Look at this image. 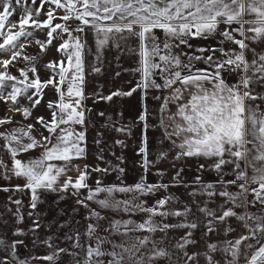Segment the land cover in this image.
I'll list each match as a JSON object with an SVG mask.
<instances>
[{"label": "snow or ice", "instance_id": "snow-or-ice-1", "mask_svg": "<svg viewBox=\"0 0 264 264\" xmlns=\"http://www.w3.org/2000/svg\"><path fill=\"white\" fill-rule=\"evenodd\" d=\"M45 3L65 11L60 19L78 20L92 30L97 61L110 42L117 49L123 42L129 53L139 57L138 67L132 70L139 73L134 87L105 95L103 85H97V91L91 94L96 104L113 102L116 97L124 100L139 93L141 111L137 123L141 134L136 154L141 157L144 172L135 184L124 182L125 168L120 166L124 163L123 156H116L109 148L119 163L105 159L103 132L97 131L93 143L97 147L96 160L106 167L86 162L89 149L85 111H92L84 105L88 98L84 91L86 41L72 35V32L84 33L85 28L77 25L70 30L64 24H53L55 17L51 9L46 12V21L34 19ZM0 4V101L22 120L34 121L0 132L3 141L0 147L10 157L5 160L0 156V179L24 181L14 188L0 186V191L27 192L30 195L27 215L32 218L27 232L19 227L13 229L12 236L16 239L8 240L0 234V264H28L27 258L18 255V246L27 248L20 237L29 235L33 247L43 243L53 249L42 258L33 257L50 264H57L60 254L71 257V264H264V92L257 91V88L264 89V0H41L35 9L28 6V0H0ZM31 4L35 5L36 0H31ZM17 8L21 10L19 20L11 21ZM29 27L48 29L46 42L36 40L41 51H46L53 39L65 33L69 36L56 49L62 58L44 65L51 73L44 80L35 66L37 58L24 54L21 38L33 37V32L27 31ZM131 39L136 40V48L127 47ZM5 56L7 58H3ZM21 59L28 63L19 67V76L13 75L10 66L18 67ZM201 64L204 67H198ZM92 71L102 74L101 67H93ZM119 75L117 72L116 76ZM232 75L236 80L229 83L227 77ZM46 89L58 97L45 103L49 110L47 117L37 114ZM151 90H170L169 95L152 97L161 101L157 109L163 129L160 143L169 144L168 149L158 152L155 160L149 159L148 130L154 127L147 104ZM170 104L176 105L175 112L169 110ZM97 115L105 117L106 114L100 111ZM118 115L123 117L124 113ZM12 123L10 117L0 119V126ZM101 127L114 129L125 137L132 135L131 124H121L111 116L106 117ZM114 146L128 147L123 139H116ZM37 148L41 149L37 157L22 158V154ZM173 149L176 150L173 167L176 161L202 158L211 161L207 170L215 172L217 179L208 182L197 175L189 184L182 176L184 168L180 167L170 183H148V171L155 168L158 161L166 159ZM75 161L83 162L82 166ZM205 168V163H198L196 171L200 173ZM69 172L76 175H68ZM112 173L119 183L105 184L104 177ZM94 174L99 175L93 186L89 181ZM155 174L160 180L166 175L160 170ZM227 176L232 178L225 179ZM170 187L184 188L191 198L183 204L182 210L169 207L180 202L174 193L148 205L149 197L161 191L168 193ZM82 190H87L86 194ZM44 193L56 195L58 199L54 203L76 197V204L89 209L86 219L95 223L87 225L84 233L87 244L82 242L78 230L64 236L66 241L72 242L67 248L56 247L51 237L39 240L37 232L44 213L37 210L38 205L44 203ZM116 194H123L124 198L117 199ZM220 198L216 207L210 206ZM8 201L17 206L15 212L8 209L15 223L22 224L23 201L12 196ZM88 202L102 210L128 216L141 213L146 218L143 222L109 219L104 229L108 235L101 236L97 234L99 221L106 218L91 209ZM256 205L260 206L259 213L248 211L250 206ZM60 214H63L62 209ZM170 217L183 219L174 224L165 222ZM230 218L239 221L248 234L241 233L235 239L220 243L208 242L212 233L227 236L236 231L228 223ZM0 223L6 226L8 221ZM201 228L203 252L197 247L199 241L195 236V231ZM174 229L186 231L171 244L166 237ZM113 233L119 242L109 239ZM157 233L163 234L159 240L154 238ZM252 240L259 246H254Z\"/></svg>", "mask_w": 264, "mask_h": 264}, {"label": "rangeland", "instance_id": "rangeland-1", "mask_svg": "<svg viewBox=\"0 0 264 264\" xmlns=\"http://www.w3.org/2000/svg\"><path fill=\"white\" fill-rule=\"evenodd\" d=\"M41 4V0H36V4L32 5L31 0H28V6L33 7V9L38 8ZM0 8H2V4H0ZM51 9L54 12L55 19L53 20V24H64L69 27V29L75 28L77 25H81L85 28L84 33H76L72 32L73 36H81L82 41H86L85 48L83 51V59H84V74H85V85L84 91L86 97H88L84 101V105L87 108H91L92 111H85V127L87 131V141H88V149H89V159L86 161L87 163L96 165L99 164L100 167H106L103 162L97 161L95 158V153L97 152V147L93 143L96 138L97 131L104 133L105 140V151L103 153L106 160L111 161L113 164H118L119 161L116 159V156H123L124 163L120 166L125 168V172L123 174L124 182L128 185L135 184L139 181L140 177L143 175V168L140 166L141 157L138 156L137 150L140 144V134L141 127L137 123V118L140 114V98L139 93H134L133 97L126 98L121 100L120 98H114L113 102H105L100 101L99 103H93L92 93L97 91V85H103V94L107 95L111 91H115L120 89L122 91H127L128 89L134 87L136 85L137 80L139 79V73H135L132 70L138 67V59L139 57L129 53L125 47L117 49L110 42L109 45L105 46L104 50L100 53L101 60H96L97 48L95 45L94 34L91 29L87 26L81 24L80 21L71 19L69 21H64L60 19V17L65 15V11L63 9H58L54 4L45 3L43 9L41 10L39 16L34 15V19L39 20L40 22H44L47 20L46 12ZM21 14V10L17 8L16 12L10 17L11 21H18ZM27 31L33 32V37H29L28 40H24L21 38V43L24 44V54L29 56H35L36 62L35 66L38 69V73L42 80L47 79L49 75H51L50 70L44 67L49 61H58L62 58V54L57 52V47L63 43L65 40L69 39L67 33L63 34L60 38L53 39L52 44L48 46L46 51H41L40 45L36 43V40L46 42L48 29H34L27 28ZM55 35V34H54ZM0 42H2V38H0ZM127 47L136 48L137 42L135 39H131L127 42ZM3 58H7L6 56ZM28 62L23 61L22 59L17 62L18 67H11L10 71L13 75L19 76V67H23ZM93 67H101L102 74H97L92 71ZM119 72L120 75L116 76V73ZM31 75V74H30ZM235 76V75H234ZM230 77V76H229ZM236 76L232 77V81L235 82ZM158 82H160L158 80ZM44 100H42L41 106L37 109V114L48 116L49 110L44 106L45 103L49 100H56L58 97L56 94L48 89L45 90ZM163 92H158L155 90H151L148 96L147 104L149 107V111L151 113L149 120L154 127H150L148 130L149 135V146H150V160H155L158 152L160 150H166L169 147L167 141L163 144L160 143L161 139V130L158 125V116L157 109L159 105V101L153 99V96L160 95L162 96ZM105 112V117H100L97 115L98 112ZM119 112H123V117L118 115ZM5 116L10 117L13 120V123H19L26 125L28 123H33L34 121L22 120L21 116L14 111L9 110V106L0 101V119ZM107 116H111L113 120H119L121 124H131L132 125V135L130 137H125L124 135L117 133L114 129H105L101 127V124L104 123ZM79 128V126H77ZM39 135V134H38ZM44 135H48L47 132H44ZM116 139L125 140L128 145L127 148H121L119 146H114V141ZM111 149L112 152L116 153V156H112L108 149ZM41 149L37 148L30 151L29 156L31 158H35L39 155ZM176 150L173 149L169 152L168 157L164 160H160L156 163L155 168H152L147 173V182L148 183H170L172 176L175 174L177 168L183 167L184 172L182 176L186 182H192L197 175L202 176L203 180L208 182H213L216 180L217 175L213 171L207 170V165L211 163V161H205L204 159H186L175 162V167H173L172 157L175 155ZM56 164H60L61 162H53ZM75 163H80L82 166L83 162L75 161ZM198 163H205L206 168L204 171L198 173L196 171ZM157 170L163 171L166 173L163 180L155 174ZM68 175L75 176V172H69ZM99 174H94L93 179L89 181L90 184L94 186V181L96 176ZM230 176L225 177V179H230ZM1 180V179H0ZM24 181L21 180L18 182L13 181L8 188H14L15 185L20 184L23 185ZM105 184L119 183L116 179V174L112 173L111 175L104 177ZM234 190V189H232ZM87 190H82L83 194H86ZM174 193L179 197V200L182 198V188L170 187L168 193H164L163 191L156 194L154 197L148 198V205L154 203L155 200L162 198L167 194ZM103 195V194H101ZM12 196L13 199H21L23 204L21 205V212L24 214V222L22 224L15 223V217L12 216L11 212L8 209H11L12 212H15L16 205L12 204L8 201V197ZM117 199H123V194H116ZM253 197L250 195L249 199L251 200ZM30 195L25 193H13V192H3L0 191V221L7 220L8 224L5 226L3 223H0V234H3L6 239H16L17 237L12 236V231L15 227H19L24 229L26 232L32 224V218H29L27 213L30 211L28 208ZM42 199L44 203L38 205V212L44 213L40 217L41 219V228L37 232V236L40 241L47 239L48 237L52 238V243L59 248H67L72 243L71 241H66L64 236L66 234H73L77 230L81 233L82 242L87 244L89 241L84 233L86 232L87 225L89 223H95V221H90L86 219L89 215V209L84 208L81 205L76 204V197H69L59 203H54L58 199V197L52 193H44L42 194ZM200 199V198H198ZM222 198L218 199L213 203V207H216V204L221 202ZM91 209H95L100 212L102 216L106 219L99 221L100 228L98 229V235L106 236L108 235L104 229L108 226L109 219H133L137 222H143L146 218L141 213H136L133 216H128L127 214H117L108 210L100 209L96 204L92 202H88ZM231 207V205H228ZM63 210V214H60V210ZM74 209L76 211H74ZM195 211V209H193ZM238 212H243L242 209H236ZM249 212H260V206H250L248 208ZM200 215L199 213L197 214ZM176 218V217H175ZM174 218V219H175ZM159 219V218H157ZM176 220V219H175ZM171 217L165 221L167 223H175ZM228 223L236 229L235 232L229 233L227 236L218 233H212L209 235L208 242L211 243H220L221 241L227 239H235L241 233L248 234L247 230L241 227L240 222L235 218H230ZM63 224L64 227H60ZM202 229L200 230V234ZM133 235H147L146 233H134ZM163 234L157 233L155 235V239L159 240ZM180 234L176 232V230H170L168 236L166 237V241H170L171 244L176 243L179 239ZM25 240V243L28 245L27 248L23 246H18V255L20 258L28 259V264H50V262L45 261L43 259H33L42 258L46 255L51 254L53 251L52 248H49L48 245L43 243H38L35 247L32 246L31 236L20 237ZM201 238V236H200ZM109 239H116L119 242V238L115 236L113 233L109 236ZM254 246H259L256 244L255 240L251 241ZM203 244L204 239H199L198 248L201 252H203ZM73 251H80L79 249H72ZM171 250V248L169 249ZM57 264H71V257L66 256L64 254H60V258ZM163 264V262H161Z\"/></svg>", "mask_w": 264, "mask_h": 264}, {"label": "crops", "instance_id": "crops-1", "mask_svg": "<svg viewBox=\"0 0 264 264\" xmlns=\"http://www.w3.org/2000/svg\"><path fill=\"white\" fill-rule=\"evenodd\" d=\"M157 34L158 35H161V33L159 32V31H157ZM207 43H213V42H207ZM206 46V45H205ZM225 47H229V45H225ZM186 51H187V49H185ZM217 56H219V53H217ZM198 67H204V65H198ZM232 77H235L234 75H232V76H230V77H227L228 78V82L229 83H233V81H232ZM176 86H179V85H176ZM257 91H260V92H264V89H260V88H257ZM170 94V90H168V91H164L163 93H162V96L161 97H163V96H166V95H169ZM185 95H187V94H185ZM160 103H161V101H159V105H160ZM253 103H258V101L257 102H253ZM159 105H158V107H159ZM169 110L171 111V112H175L176 111V105L175 104H170L169 105ZM157 116H158V114H157ZM158 125H159V127H160V130H161V132L163 131V129H162V127H161V125H160V122H159V118H158ZM22 126H24L23 124H19V123H12V124H6V125H3V126H0V132H5V131H9V130H11L12 128H15V127H22ZM33 134L34 135H36V137H37V139H39V135H38V133L37 132H33ZM3 144V141L2 140H0V145H2ZM29 154L30 153H26V154H22V158L24 159V160H27L28 158H30V156H29ZM0 156H2L5 160H9L10 159V157L7 155V153H6V151H5V149L3 148V147H0ZM231 178H232V176H230ZM230 178V179H231ZM217 179V178H216ZM17 179L16 178H13L11 181H5V180H3V179H1L0 180V186H5V187H9L10 186V184L13 182V181H16ZM22 179H18V182H20ZM188 183L189 184H191V182H189L188 181ZM191 189H189V191H190ZM199 198V197H198ZM190 197L187 195V193H186V190L184 189V188H182V198H181V200H180V202L179 203H172V204H170L169 205V207L170 208H172V209H181L182 210V208H183V204L184 203H188L189 201H190ZM214 203V202H213ZM213 203L212 204H210V206L211 207H213ZM173 220H175V223H177L180 219H183V218H175V217H171ZM175 218V219H174ZM202 229V228H201ZM201 229H197L196 231H195V236H196V238H197V240L199 241V239H201L200 238V236H201V234H200V230ZM186 230H176V232H178L179 234H180V236H182L183 234H184V232H185ZM198 246V245H197Z\"/></svg>", "mask_w": 264, "mask_h": 264}]
</instances>
